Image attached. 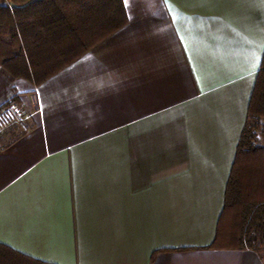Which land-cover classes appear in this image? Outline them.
<instances>
[{"label": "crops", "instance_id": "1", "mask_svg": "<svg viewBox=\"0 0 264 264\" xmlns=\"http://www.w3.org/2000/svg\"><path fill=\"white\" fill-rule=\"evenodd\" d=\"M9 4L0 0V5ZM128 22L0 133V244L50 264H264L211 248L264 55V0H124Z\"/></svg>", "mask_w": 264, "mask_h": 264}, {"label": "trees", "instance_id": "2", "mask_svg": "<svg viewBox=\"0 0 264 264\" xmlns=\"http://www.w3.org/2000/svg\"><path fill=\"white\" fill-rule=\"evenodd\" d=\"M0 71L40 85L128 22L124 0H8ZM264 55L211 248L264 252ZM0 264H50L0 244Z\"/></svg>", "mask_w": 264, "mask_h": 264}, {"label": "built area", "instance_id": "3", "mask_svg": "<svg viewBox=\"0 0 264 264\" xmlns=\"http://www.w3.org/2000/svg\"><path fill=\"white\" fill-rule=\"evenodd\" d=\"M12 128H17L21 132H25L30 128L22 106L15 98L10 99L0 107V133Z\"/></svg>", "mask_w": 264, "mask_h": 264}, {"label": "rangeland", "instance_id": "4", "mask_svg": "<svg viewBox=\"0 0 264 264\" xmlns=\"http://www.w3.org/2000/svg\"><path fill=\"white\" fill-rule=\"evenodd\" d=\"M263 121H264V120H263ZM262 134H263V133L260 134V137H261V138H260V142H261L262 144H264V135H262Z\"/></svg>", "mask_w": 264, "mask_h": 264}]
</instances>
